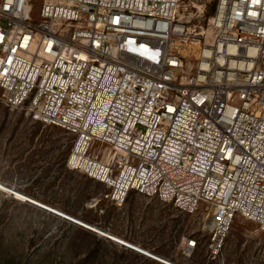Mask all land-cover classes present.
Wrapping results in <instances>:
<instances>
[{"label":"built area","instance_id":"2783aa9c","mask_svg":"<svg viewBox=\"0 0 264 264\" xmlns=\"http://www.w3.org/2000/svg\"><path fill=\"white\" fill-rule=\"evenodd\" d=\"M0 97L111 203L204 208L211 258L238 217L264 233V0H0Z\"/></svg>","mask_w":264,"mask_h":264},{"label":"rangeland","instance_id":"374dc122","mask_svg":"<svg viewBox=\"0 0 264 264\" xmlns=\"http://www.w3.org/2000/svg\"><path fill=\"white\" fill-rule=\"evenodd\" d=\"M73 144L72 135L0 97V264H264L256 223L236 218L213 259L204 208L189 215L136 193L115 205L106 186L68 169Z\"/></svg>","mask_w":264,"mask_h":264},{"label":"water","instance_id":"95a60500","mask_svg":"<svg viewBox=\"0 0 264 264\" xmlns=\"http://www.w3.org/2000/svg\"><path fill=\"white\" fill-rule=\"evenodd\" d=\"M67 220H69V221H71V222H73V223H76V224H78V225H80V226H82V227H87V229H91L90 227H88V226H86L85 224H83V223H79V222H76V221H74L73 219H70V218H66ZM160 258V257H159ZM162 259V260H161ZM161 259H159V261L161 262V263H163V264H167L169 261L168 260H166V259H163V258H161Z\"/></svg>","mask_w":264,"mask_h":264},{"label":"bare ground","instance_id":"6f19581e","mask_svg":"<svg viewBox=\"0 0 264 264\" xmlns=\"http://www.w3.org/2000/svg\"><path fill=\"white\" fill-rule=\"evenodd\" d=\"M36 205V204H35ZM37 206V205H36ZM39 207V206H38ZM68 218V217H67ZM66 219V218H65ZM71 219V218H70ZM67 220V219H66ZM69 221V220H68ZM75 221V220H74ZM79 223H80V221H79ZM76 224V223H75ZM76 225H78V224H76ZM80 226V225H79ZM82 227V226H81ZM90 230H92V229H90ZM92 231H94V230H92ZM126 244V243H125ZM126 245H128V244H126ZM129 246V245H128ZM134 249V251H137V252H139V253H143L142 251H140V250H138V249H135V248H133ZM158 262H160L159 260H157ZM161 263V262H160Z\"/></svg>","mask_w":264,"mask_h":264}]
</instances>
